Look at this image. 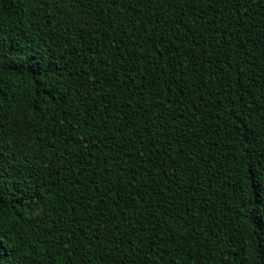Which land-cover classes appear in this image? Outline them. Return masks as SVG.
Listing matches in <instances>:
<instances>
[{
  "label": "trees",
  "instance_id": "trees-1",
  "mask_svg": "<svg viewBox=\"0 0 264 264\" xmlns=\"http://www.w3.org/2000/svg\"><path fill=\"white\" fill-rule=\"evenodd\" d=\"M0 264H264V0H0Z\"/></svg>",
  "mask_w": 264,
  "mask_h": 264
},
{
  "label": "rangeland",
  "instance_id": "rangeland-1",
  "mask_svg": "<svg viewBox=\"0 0 264 264\" xmlns=\"http://www.w3.org/2000/svg\"><path fill=\"white\" fill-rule=\"evenodd\" d=\"M42 214V211H39L38 213H37V215H41Z\"/></svg>",
  "mask_w": 264,
  "mask_h": 264
}]
</instances>
